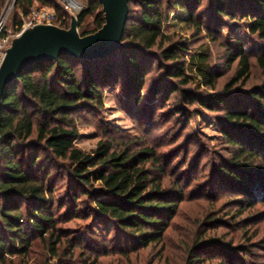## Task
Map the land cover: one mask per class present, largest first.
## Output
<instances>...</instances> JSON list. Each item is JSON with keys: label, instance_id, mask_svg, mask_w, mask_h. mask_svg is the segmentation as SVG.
I'll return each instance as SVG.
<instances>
[{"label": "trees", "instance_id": "1", "mask_svg": "<svg viewBox=\"0 0 264 264\" xmlns=\"http://www.w3.org/2000/svg\"><path fill=\"white\" fill-rule=\"evenodd\" d=\"M36 3L57 11L54 24L70 27L55 0H16V33ZM179 9L193 39L226 38L220 66L211 64L210 48L193 51L186 36L164 30ZM76 17L83 35L105 23L100 0H85ZM237 28L264 42V0H130L122 47L93 59L62 53L9 82L0 113V264H100L103 256L165 250L191 196L181 180H168L159 143L107 124L92 150L76 142L79 119L102 112L109 88L132 98L150 125L160 115L184 123L211 112L231 150L212 179L243 191L249 205L264 202V81L250 84L255 70L264 77V49L246 48ZM74 218L113 226L81 238L64 226ZM183 243V264H252L251 240L225 243L205 232Z\"/></svg>", "mask_w": 264, "mask_h": 264}, {"label": "rangeland", "instance_id": "2", "mask_svg": "<svg viewBox=\"0 0 264 264\" xmlns=\"http://www.w3.org/2000/svg\"><path fill=\"white\" fill-rule=\"evenodd\" d=\"M55 1L69 15L71 23V14L65 8L64 0ZM78 1L83 7L85 0ZM7 2L8 0H5L3 4L0 18L5 16L8 33H16L11 25L15 6L8 9ZM33 7L54 11L56 19L58 18L57 11L53 7L38 3ZM82 7L73 14L76 16ZM27 16H23V20L27 19ZM188 27V16L179 9L171 13L164 25V30L179 32L186 36L191 40L190 47L193 51L204 47L210 48L211 64L220 66L225 53L222 43L224 39L226 41V38L213 41L204 33L197 39H193ZM226 32L224 30L223 34L225 35ZM235 32L243 39L246 48L264 49V42L249 35L244 29L237 28ZM227 39L230 42L234 41L229 37ZM221 68L224 69V67ZM227 74H230V71ZM263 81L262 74L259 70H255L250 84H259ZM104 102V109L99 115L83 114L79 119L80 135L76 140L78 146L87 151L95 148L103 138L102 128L105 124L117 127L125 134L137 138L146 136L152 143H159L158 151L162 162H168L166 165L170 171L168 180H181V183L188 186L187 192L191 197L181 203L179 216L174 219V225L168 231L163 252L160 247L144 248L131 253L128 257L103 256L100 258V264H183L186 257L183 252V245L185 246L183 241L192 242L205 232L207 237L220 239L225 243L234 242L237 245L248 246L247 242L251 240L255 247L252 249V254L248 255L249 262L264 264V247L261 245L264 240V202L249 205L248 202L252 198L243 191L234 192L222 184L219 178L212 179L216 167L227 160L231 154L230 146L221 135L214 115L202 110L196 117L189 118L187 122L183 119L184 123L175 122L172 118L167 121L164 115H160L156 122L150 125L146 124L149 121L147 118L143 119V116H139L135 111L134 100L124 96L119 88L107 89ZM211 218L215 221H209ZM86 223L87 221L82 218H74L64 226L70 227L73 234L81 238H87L90 234L106 235L113 226L111 221L106 225L93 222L86 226Z\"/></svg>", "mask_w": 264, "mask_h": 264}, {"label": "water", "instance_id": "3", "mask_svg": "<svg viewBox=\"0 0 264 264\" xmlns=\"http://www.w3.org/2000/svg\"><path fill=\"white\" fill-rule=\"evenodd\" d=\"M129 1L100 0L105 23L95 32L86 35L79 32L75 15H71L69 28L54 23H38L23 29L12 39L0 66V113L7 84L27 66L57 59L62 53L93 59L122 47L129 16Z\"/></svg>", "mask_w": 264, "mask_h": 264}, {"label": "built area", "instance_id": "4", "mask_svg": "<svg viewBox=\"0 0 264 264\" xmlns=\"http://www.w3.org/2000/svg\"><path fill=\"white\" fill-rule=\"evenodd\" d=\"M16 0H8L6 7L11 9L15 5ZM65 8L71 15H74V11H78L82 6L78 0H64ZM56 19V14L54 11L45 8H35L32 7L27 19L24 18L23 28L17 33H8L6 31V18L3 15L0 18V66L6 55V50L10 46L12 39L17 36L23 29L33 26L38 23H53Z\"/></svg>", "mask_w": 264, "mask_h": 264}]
</instances>
